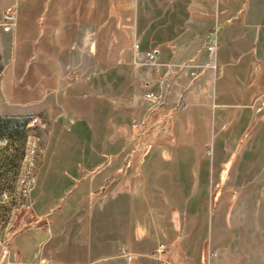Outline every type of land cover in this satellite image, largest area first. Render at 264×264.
<instances>
[{
    "label": "crops",
    "instance_id": "0c3cea01",
    "mask_svg": "<svg viewBox=\"0 0 264 264\" xmlns=\"http://www.w3.org/2000/svg\"><path fill=\"white\" fill-rule=\"evenodd\" d=\"M12 1L6 7L16 10L13 37L31 43L16 45L13 55L38 59L24 63L32 71L23 72L39 76L38 83L22 89L38 86L45 93L49 144L61 128L60 108H70L83 162L40 166L41 186L50 181L53 190L65 179L70 184L55 204L43 188L36 193V186L27 199L25 223L0 220L5 264H161L153 255L160 243L168 246L163 264H264V0H248L245 11L240 0ZM177 2L181 10L175 9ZM135 4L142 11L147 6L148 13L133 21L129 13ZM102 9L109 12L105 19L97 17ZM77 10L86 12L94 33L108 28L103 59L113 65L85 82L65 84L66 93L51 99L63 82L64 41L79 25L72 15ZM215 24L221 37L214 70L191 77L183 69L169 79L164 67L156 74L142 62L156 48L161 63H207L206 35ZM133 32L138 43L135 38L130 53ZM147 38L150 47L138 49ZM136 59L143 65L134 66ZM149 89L164 94L150 117L145 113L152 103L144 97ZM210 103L220 107L215 115L220 152L233 163L216 166L214 184L207 166H171L178 145L186 162L191 156L197 160L196 123ZM132 116L147 117L151 129L131 155ZM81 236L87 242L81 244ZM122 250L134 253L135 262Z\"/></svg>",
    "mask_w": 264,
    "mask_h": 264
},
{
    "label": "rangeland",
    "instance_id": "374dc122",
    "mask_svg": "<svg viewBox=\"0 0 264 264\" xmlns=\"http://www.w3.org/2000/svg\"><path fill=\"white\" fill-rule=\"evenodd\" d=\"M102 1L104 4L106 3V0ZM163 1L167 0H156L155 2L159 3ZM12 2V0H0V23L6 6ZM247 2L248 0L239 1L243 11L248 10ZM175 6V9L181 10L179 2H177ZM147 8L148 7L145 6V11H142V5L139 4L136 7L135 4L134 8L129 13V18L135 21L143 12L148 13ZM151 8L154 10V7ZM83 13H85V17ZM108 13L106 12L107 16H105V10L102 9L98 12L97 17L105 19L108 17ZM72 15L73 19L79 21V25L75 26L71 37H65V51L62 65L64 72L62 76L63 82L58 86L57 91L51 95V99L62 94L60 92L64 89L65 84L67 87V85L70 84L85 82L94 74H103L109 66L113 65H109V60L105 61L103 59L105 53L109 51L108 45L104 43V35L108 28L97 27L94 33L93 27H90L87 21L84 20L87 19L84 10L73 11ZM11 29L12 27L9 30H4L0 25V220L7 222L9 219L14 218L16 221L21 220L25 223L26 221L23 219V215L29 207L27 208L25 204L21 206V204L23 200L24 203H27L25 200L28 199L30 193L36 186V193L43 188L44 194L47 191L46 195H48L50 204H55V202L59 200V196L63 190L70 184V182L65 179L63 184H60L58 188L55 186L53 190L51 186H48L51 184L50 181H47L46 186H41V181L38 179L40 166H75L76 163L80 161L83 162V159L80 155L81 150L75 147V143L78 142V139L73 136L77 127V125L74 124L76 116L71 113L68 107L60 108L62 111L58 115V117H60L58 125L61 128L59 133H56V135L50 139L49 144V138L46 132L50 115H48L43 108L44 102L42 99L46 97L45 93L40 91L38 86H36L34 90L26 92L22 89L25 84L38 83L39 76L30 74L25 75L23 73L27 70L30 73L32 71V69H30L31 65H29L31 64L30 62L37 63L38 59L29 58L27 60L23 58L20 59L19 57L16 59L14 57L13 52L16 50V45H18V47L24 46L29 48L31 43L24 41L16 43ZM65 31H67L66 28ZM128 39V52L132 53L134 41L138 43L137 36L133 32L129 34ZM149 41L151 40L147 38L143 45L139 43L138 49H142L143 51V49L150 47L149 45L151 44ZM27 48L26 53H29L27 52ZM135 61L137 62H135L134 66L143 65L139 60L136 59ZM146 61L147 59L145 57L142 62L146 64V67H151L152 69H150L155 72L154 68L147 64ZM26 62L29 64L26 65L27 68L25 69L24 63ZM105 62L107 64H105ZM156 62H159L158 58ZM131 67L133 68V66ZM132 76L135 78V75ZM18 89H22V91ZM64 91L63 94L66 93L65 89ZM147 92L155 91L149 89ZM86 94L88 95L89 93L86 92ZM148 101L152 104L151 108L149 107V110L147 109L148 111L146 110L145 114L149 113V115L153 116L155 111L152 110L155 109V104H153L151 100ZM219 110V106L214 107L210 103L203 114H201V120L196 123L198 128L196 135L199 137L197 146H195L199 149L197 160L194 161V156H191L189 157L190 160L186 162L187 154H183L182 145L173 148V154L175 155L171 158V166H207L210 179H213V184L215 181L216 166H223V164L225 166H233V163L228 158L229 156L225 154H223V156L220 152L222 146H220L217 139L219 129L215 116L216 111ZM53 115L55 114L53 113L52 116ZM133 118H137V116H132L129 119V124ZM206 133L207 138L205 139ZM130 134H132V130ZM83 141H86V136L83 138ZM142 141L141 144L136 146L135 151L141 150L145 140L142 139ZM131 146L132 145L129 144L128 148L130 149ZM249 157L248 154L243 157V159H246L242 164L243 166H248L247 159ZM257 165H259V162H254L252 166ZM159 166H165V164L160 162ZM246 174L247 171H245V175ZM29 180H33V183H31L33 186L28 194L24 196V189ZM104 237L106 236L97 235L98 239ZM80 241L81 244L87 242L83 236H81ZM136 259H134L132 263L135 262ZM141 259L142 257L140 260Z\"/></svg>",
    "mask_w": 264,
    "mask_h": 264
},
{
    "label": "built area",
    "instance_id": "2783aa9c",
    "mask_svg": "<svg viewBox=\"0 0 264 264\" xmlns=\"http://www.w3.org/2000/svg\"><path fill=\"white\" fill-rule=\"evenodd\" d=\"M15 18H16V10L14 6H8L5 8V11L3 12L2 21L0 25L4 30H9L14 25ZM220 37H221V27L215 24L208 30L206 35L204 49L210 55V60L207 63H199L196 60L183 61L177 64L156 62L159 53L156 48H152L146 52V59H147L146 63L154 68L155 73H159L161 69L164 67L166 69L165 73L169 79L174 76V73L176 74L177 71L183 69H189V75L191 77H196L203 69L210 68L214 70L216 68L215 55L217 48L219 46ZM145 97L148 100H151L153 104H155V109H153L152 111H156L158 107L162 106V104L164 103V95L162 93L147 92L145 93ZM150 116L151 115H149L148 117ZM148 123L149 122L147 117L146 118L143 117L139 119L133 118L131 120L130 126L132 130V134H130L129 136L128 143L132 146L129 154H131V152H134L136 150L135 149L136 146H138V144H141L143 142L142 139L150 131L149 129H151L150 128L151 126H149ZM31 183H33V180L27 181L23 193L24 196L28 194V192L31 190L33 186V184ZM23 201L21 206H24L25 204L26 207L28 208L29 202L25 200L27 203H24ZM167 252H168V246L164 243H160L155 247L153 255L154 257L157 258L159 262H161V264H163ZM121 254L125 257V259L128 262H131L136 258V255L132 252L122 250ZM0 264H5L4 258H0ZM205 264H211V263L208 260Z\"/></svg>",
    "mask_w": 264,
    "mask_h": 264
}]
</instances>
